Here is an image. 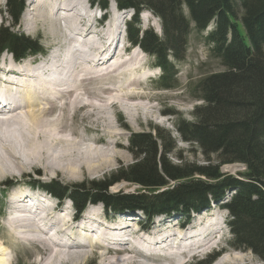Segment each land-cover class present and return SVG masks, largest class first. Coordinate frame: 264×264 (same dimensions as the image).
<instances>
[{"label": "trees", "instance_id": "16d2710c", "mask_svg": "<svg viewBox=\"0 0 264 264\" xmlns=\"http://www.w3.org/2000/svg\"><path fill=\"white\" fill-rule=\"evenodd\" d=\"M93 1L106 9L110 0ZM115 1L120 9L135 11L127 22L128 38L154 56L162 70L163 88L178 85L176 62L185 59L191 21L199 32L213 23L206 38L225 70L201 80L197 90L203 104L195 108L192 121L177 124L182 139L198 148L206 164H174L170 157L178 151L176 139L171 132L153 127L151 132L130 136L129 151L136 161L109 178L72 184L53 179L40 185L59 199H71L78 211L88 203H103L115 213L141 211L148 222L163 215L187 217L212 202L220 204L226 191L233 190L235 194L223 205L231 215L230 244L264 262V0ZM24 8L25 0H7L6 13L13 26ZM145 9L160 18L161 35L152 28L141 29L140 13ZM5 50L21 59L42 48L37 40L2 25L0 53ZM236 163L247 169L238 176L222 171L224 165ZM123 181L138 189L111 192L113 185Z\"/></svg>", "mask_w": 264, "mask_h": 264}, {"label": "bare ground", "instance_id": "6f19581e", "mask_svg": "<svg viewBox=\"0 0 264 264\" xmlns=\"http://www.w3.org/2000/svg\"><path fill=\"white\" fill-rule=\"evenodd\" d=\"M71 5H73L71 4V0H30L24 12V19L29 22L32 21L30 24L32 28L28 26L29 28L27 29L29 32L35 29V25L33 24L38 25L37 23L41 22L45 24V31H51L60 42L63 41L64 44H68L67 48L65 46V53H62L65 54V57L63 56V59L59 58L61 62L58 63V60L57 63L53 61L49 64L50 72L45 73L42 71V66L39 65L33 68V70L35 69L34 71L23 74L22 71L28 68L19 69V66L14 65L13 61L8 63L6 59H3L2 65H0V89L2 90L0 91V182H3L4 177L11 170H18L22 173L28 168L34 167L35 164L38 166L43 165L47 168L50 167L54 170L72 172L74 175L80 173L83 169L97 172V170L103 169L104 165L112 162L116 153V151L114 153L111 149L113 152L109 153L110 156L105 153L107 157L105 156L104 160H102L101 155L98 154V157V155L95 156L94 154L96 152L101 153L103 150L100 151L101 149L99 148L93 149L92 147H88L86 152L79 151L83 155H79L76 158V151L82 149L83 142L87 138L84 133L78 130L79 127L78 129H76L77 127H73L75 126L74 123L78 122L75 120L83 119L80 122H84L90 114L95 116L106 111L102 107L103 98L99 97L100 95H96V97L95 95L92 96L99 101H95L94 98L87 100L88 97L86 95L88 93L86 94V92L88 90H85V93L82 90L90 87L88 84L91 81L101 79L100 81L104 83L107 74L111 75L112 72L119 73L117 72L118 69L123 68L125 64H115L116 62L118 63L116 57L119 54L117 55L118 50L116 47L112 51L113 54L109 55V46L111 44L107 45L109 48L107 46L103 47L104 50L101 54V51L99 52L101 45L93 49L90 44L85 43V46L81 42L79 44L81 51H77L79 54H75L76 51L73 50L69 42L71 41V44H73L72 41H77L76 39L90 37L92 30L91 26H85L84 29L80 28L79 23L82 22L80 15H83V13L80 14L77 11L76 14H80L78 18L77 16L72 17L73 8H71ZM63 13H67L70 19L73 18L72 26L70 25L71 29L69 30L67 29L70 26L66 30L62 27L60 21L62 18L59 16ZM75 17L77 18L76 20L74 19ZM104 17L106 20L108 19V12L104 13ZM97 50L99 54L104 56V59L102 60L98 56L99 58H97L100 61L98 63H101L102 60V64H97L96 68H92L86 63L88 61L85 62L84 54L89 55L97 52ZM94 54L97 55L98 53ZM57 55L60 56L59 54ZM82 56L84 59H81L80 72L78 73L77 63L79 62H77V59L79 60ZM114 64L115 66H113ZM101 65H109L111 71L107 70L106 72L104 71L105 73H101ZM121 74L125 75L123 70ZM13 76L19 78L14 79ZM148 77L150 76H146V78ZM114 80L117 81L116 79ZM140 80L141 77H124L123 83L126 81L131 91L129 97H134V99L135 97H142L141 94H138L140 92L135 89ZM110 83L115 82L111 81ZM122 84L120 86L117 85L116 89L110 88L111 92H114L117 88L122 92V89L125 88L124 86L122 87ZM104 89L100 91L103 90L104 93ZM93 94L91 93V95ZM106 100V109L109 105L114 106L116 103L117 105H122L123 103L120 93L113 94ZM123 106L128 108L129 111L125 110V113H130L133 119L139 113V105L131 107V105L123 104ZM89 107L91 109L88 113L87 108ZM133 110H136L135 113ZM166 111L167 109H162L161 112L165 113ZM78 117L81 119H78ZM100 118L101 116L97 117L98 124H100ZM80 124L83 125L84 123ZM106 128L102 130L101 128H95V131L102 133L104 137L101 134L100 136H94L93 143L99 144L103 139L105 140L106 136L113 137L117 134L116 131L109 130V128L106 130ZM83 130L86 131V128ZM94 133L96 134V132ZM70 136L74 138H70ZM89 141L91 142V140ZM113 144L116 145V141ZM38 166L36 168L41 169ZM74 175L71 177H74ZM14 191H12V199L9 200V203L16 209V215L10 217L7 224L11 239L14 237L13 240L19 242V244L22 242L34 245L37 248L38 255H44L39 260L43 264H58L62 263L64 259L83 262L94 251L103 248L104 244L108 245L106 246L107 249L100 251V254L102 257H105V264H187L186 258L197 257L200 253L207 254V252L212 251L219 244L217 235L221 231L219 229V220L217 217L215 218V214L205 216L200 222L192 223L189 226H187L188 220L180 225H169L165 233H151L147 244L142 240L134 238H138L137 236H140L143 230L150 229L151 226L148 228L144 226L136 228L135 219L133 218H126L119 223L116 220L115 225H108L106 224L109 219L108 217L103 221H98L92 217L93 212L88 208L82 215L85 221L80 225L77 224L76 218L70 216V219H67L60 216L61 212L55 214L56 210H59V206L54 204L53 206L46 205L43 202L44 200L37 199L35 205L27 207L25 201L29 200L30 194L27 195L25 191H22L18 196ZM15 194L16 197L14 196ZM57 219H60V221ZM102 226H105V228ZM74 229L76 230L75 232L72 231ZM97 229H101L102 233L96 239H92L90 234L96 232ZM66 233L69 234L68 239L62 237ZM130 236L134 238H129ZM114 249L116 252L112 254L111 250ZM7 253L8 248L0 240V264H10ZM109 254L114 255L112 259L106 258ZM115 255L119 257H115ZM219 259V262L217 261L218 263L216 264L233 262L227 256H221Z\"/></svg>", "mask_w": 264, "mask_h": 264}, {"label": "rangeland", "instance_id": "374dc122", "mask_svg": "<svg viewBox=\"0 0 264 264\" xmlns=\"http://www.w3.org/2000/svg\"><path fill=\"white\" fill-rule=\"evenodd\" d=\"M28 1H30V0H26L25 11L28 7L27 6ZM34 1H37V0H34ZM89 3H90V0H71V4H73V5H71V8H73V13H71V14H73L72 17L77 16V18H78V16L83 13L84 16L80 15L81 19H82V22L79 23L80 28L84 29L85 26H91L92 33H91L90 37H86V38L83 37V38L76 39L77 41H72L73 44H71V41H70L69 42L70 46L73 48L74 51H76L75 54H79L78 52L81 51V49H80L81 46L79 44L81 42H83V45H85V46L87 43L90 44L91 47H93V49H95V47L96 48L100 47L99 45H101V49L99 50V52L101 51V54H102L104 48L107 45L111 44L109 46L110 48L107 46L110 49V51L108 52L109 55H112L113 54L112 51H114L113 49H115L117 47V50H118L117 55L119 54L120 57L119 56L116 57L118 63L116 62L115 64L117 65V64L121 63V64H125V66L123 68L118 69L117 72H119V73H117V74H116V72H114V73L112 72L111 75L107 74V76H105L106 77L105 80L103 78V80L105 81L104 83H103V81H100L101 79L91 81L92 83L89 82L88 86H90V87L92 86V88L87 86L88 87L87 89L82 90L83 93H85L88 90V92H86V94L88 93L86 96L88 98L90 97L91 99L87 98V100H92V98L95 99L96 95H100L99 97L103 98V101H102L103 103L101 102L103 104L102 107H104V109L106 111L101 112L100 114H96L95 116L90 114L84 122H80L83 120L80 117H78V119H81V120H77V119L75 120L78 122L74 123L75 126H73V127H77L76 129H78V127H79L78 130H80L81 133H84L85 137L87 138L83 142V145L81 147L82 149L76 151L77 152L76 158H78L79 155H83V154H80L79 151L86 152L88 147H90V148L92 147L93 149L99 148V149H101L100 151L103 150L102 151L103 153L102 152L101 153L96 152V154H94L95 156H97L98 154L101 155V159L103 158L102 160H104L105 156L107 157V154H108V156H110V154H111L110 152L114 151V153H115V151H116V153L113 157V160H112V162H109L106 165H104L103 169L97 170V172L96 171L91 172V171H88L86 169H83V171H81L80 173H76L78 175H76V174L74 175L72 172H67V171H63V170L59 171L58 169L54 170V169H51L50 167L47 168L43 165L38 166L37 164H35L34 167L28 168L26 171H24L22 173L18 170H15V171L11 170L10 172H8L7 176L4 177L3 182H5V181H7V182L17 181V182H22L23 184H29V183L35 182L37 180H39L41 182H47V181H50L52 179H56V180H58L64 184H66V183L72 184V183H79V182H83V181L107 179L115 171H117L120 167L129 166L136 161L135 155L131 151H129L130 149H129L128 139L130 138V136L133 133L151 132L153 127H159L161 129H165V130L171 132L172 136L176 139L175 144L178 147V151L175 154L171 155V157H170V160L174 164H181V163L206 164V160L203 157V155L200 154V152L198 151V148L191 143L185 142L182 139L179 132L177 131V124L180 120L192 121L194 119L195 108L197 106L203 104V101L199 98V92L197 90V86L199 85L201 80L204 79L206 76H209L213 73H218V72L225 70V67L222 65L221 60L219 58H217L215 55H213V53L211 51V45L209 44V42L206 39V35L208 34V32L213 27L208 28L204 32H198L195 28L194 22L191 21V32L189 35V42H188V49H187L186 57L183 61H177V68H178V72H179V74H178L179 84L173 89H162L161 87H159L158 79L160 76V71L155 67L156 62H155L154 57L149 55L148 53L143 52L142 50H139V49L132 47L133 45H131L130 42L128 41L127 32H126V22L129 21L131 12L128 10L124 11L123 13L118 12L116 10V7H117L116 2L114 0H110L109 6L106 10L108 12V19L101 22L96 18L97 12L95 10H93V7H91V9L89 8ZM6 9H7V0H0V27L2 25H6V26L10 25L11 26V24H12L10 16L6 13ZM98 9H99V7H98ZM77 11H78V13H80L79 15L76 14ZM237 11H238L237 12L238 19L240 20V18L242 16V9L238 8ZM184 12H185V15L187 16V18L189 20H191L189 11L186 7H184ZM102 13H103V11H102ZM24 15L25 14L23 13L21 20H20L19 24L14 28V31H18V33L28 35L33 39L40 40L43 48L46 50L45 53L47 55H50V59L46 60V63L41 65L42 71H44L45 73L46 72L48 73V72H50V70H49V68H50L49 64L50 63H52L53 61H54V63H57L58 60H59L58 61V63H59V62H61L60 59H63V56L65 57V54H62V53H65V50H66L68 44H64L63 41L60 42L57 39V37L54 36V33H52L51 31L50 32L45 31V24H43L41 22H38L37 23L38 25L33 24V25H35V29L32 32H29V30H27V29L29 27L32 28V25L30 26L32 21H30V22L26 21L24 19ZM59 17L62 18L60 21L62 23V27H64L63 28L64 30H66L67 27H69L70 25L72 26L73 18L70 19L67 16V13H63ZM77 18L75 17L74 19L76 20ZM140 18H141V22H142V28H149L150 27V28H153L158 33L161 32V21L157 16L152 15L151 13H148L147 11H144V13L141 14ZM104 24H106V25H104ZM71 26L67 30L71 29ZM239 28H240V32L244 33L243 27L240 26ZM99 31H101V32H99ZM97 34H98V36H97ZM246 40L248 41V39H246ZM75 43H77V44H75ZM65 46H66V48H65ZM120 46L121 47L124 46V47L121 48ZM127 46L129 47V49L131 48L130 49L131 51H129V49H127ZM59 47H60V49H58ZM124 49L126 50L125 53L123 52ZM99 52H98V50H97V52H94V53H98L97 55L94 53H91L89 55L84 54L85 59L83 58V56L80 58L78 57L79 60L77 59V62H79V63H77L78 64L77 65L78 66L77 72L78 73L80 72L81 59H84L85 62L88 61L89 63L88 62H86V63L88 64V66H91L92 68H94V67L96 68L97 64H102V60L104 59L103 58L104 56L99 54ZM120 52H122V53H120ZM56 53L59 54L60 56H58ZM138 54H140V55H138ZM98 56L101 57V59H102L101 63H98V62H100L98 59L99 58ZM43 57H44V55L39 54L36 56L29 57L26 61L32 60L33 58H36V59H38L37 61H39L41 59H44ZM11 58H12L11 54L4 53L2 56H0V62H3V59H6V61L8 60L7 62L10 63V62H12ZM129 59H131V60H129ZM115 64L113 66H115ZM24 67L28 68V66H20L19 69H24ZM99 69H100V67H99ZM101 69H102L101 73H105L107 70L111 71L109 65L108 66L107 65H101ZM104 69H106V70H104ZM34 70H33V68H28V69H24V71H22V72H23V74H26L25 72L29 73V72L34 71ZM122 70L124 71L125 75L121 74ZM118 74H120V75H118ZM108 75H110V76H108ZM147 75L150 76L148 79H146ZM151 75H153V76H151ZM127 76L141 77V80L139 81V83L137 84L135 89H136V91L140 92L138 94H141L142 97H135V99H134V97L133 98L129 97V94L131 95V93H130L131 91L129 90L130 88L127 86L129 84H126V81L123 83L124 77H127ZM113 78L116 79L117 81H115ZM107 79H108V81L109 80L110 81L108 82ZM111 81L115 82L116 84L110 83ZM103 84H105V85H103ZM121 84H122V87L123 86L125 87L122 89V92L119 88H117V90H115L114 92H111V89H114V88L116 89L117 85L120 86ZM96 85H99V86H96ZM98 87H100V88H98ZM91 89H92V91H91ZM101 89H104V93H103V90L100 91ZM108 91H109V93H108ZM93 92H94V94H93ZM91 93L93 95H91ZM116 93H120V96H121L122 102H123L122 105L121 104L117 105V103H116L114 106L109 105L110 108L108 107L109 109L108 108L106 109L105 100L108 99L113 94H116ZM94 95H95V97H92ZM104 98H105V100H104ZM130 98H132V99H130ZM95 101H99V100L95 99ZM123 104H126L128 106L131 105V107H133V105L134 106L139 105L138 106L139 107V111H138L139 113H137L135 115L134 119L132 118L130 113H128V114L125 113V110L127 112L129 110H128V108H126V106H123ZM152 106H155V107H152ZM90 109H91V107L87 108L88 113H89ZM94 109H96V108H94ZM162 109H167V111L165 113H162L161 112ZM135 111L136 110H133L134 113H135ZM98 116H101L100 124H98V120H97ZM106 118H107V120H106ZM79 122L84 123L83 124L84 126L82 124H80ZM84 127L86 128V131L83 130V129H85ZM106 127L109 128V130L111 129V130L116 131L117 134L113 137L106 136L105 140L103 139V141H101V143H99V144L93 143L94 136L95 137L98 135L100 136V134H101V136L103 135L102 133L95 131V128L96 129L101 128V130H102V129H105ZM89 128H91V129H89ZM107 128H106V130H107ZM91 130L96 132V134ZM92 133L95 135H93ZM102 137H104V136H102ZM70 138H74V137L70 136ZM89 140H91V142ZM115 141L117 143L116 145L113 144V142H115ZM105 153H107V154L105 155ZM99 155H98V157H99ZM98 162H100V161H98ZM36 166L40 167L41 169L36 168ZM244 170H245V168L242 166V164H238V163L230 164V165H224L222 167V171L224 173L232 174V175H238V173L243 172ZM38 174H40V176H38ZM9 175H10V177H9ZM73 175H74V177H71ZM3 182L1 181L0 184ZM18 186H20V184H18V185L16 184L15 188H13L12 190L17 189ZM7 187H8V185H6L4 188H3V186H0V240H2V242L8 248L7 258L10 261V264H20L22 262L27 263V264H43L39 260L42 257H44V255L43 254L38 255V252L36 250L37 248L34 245H29V243H22V242H20V244H19V242H16L15 240H13L14 237H12L13 239H11L10 231H9V229L6 228L4 219H5L6 215H8L10 209L14 208V207L9 203V201H8L9 199L7 197L5 199L2 197V194H3V196L5 195L4 193H2V190L7 188ZM110 189H111V192H113V193H116V192H133V191L138 189V186L132 185L128 182L123 181V182H120V183L113 185ZM10 191H11V189L7 190V192H9V193H10ZM20 193L21 192H18L16 194L19 196ZM16 194L14 195L15 197H16ZM33 195L36 196V194H33ZM30 198H31V194H30ZM47 199H48V201H45L44 199H42V201L44 200L43 202L46 205L48 204V205L53 206V204L55 205V204L59 203V201L54 199V198L47 197ZM36 202H37V199H36ZM58 206H59V208H58L59 210L58 211L56 210L55 214H58L61 212L60 216H62V217L70 219V216H71L70 214L75 213V211L73 210L74 208H73L71 202L68 200L58 204ZM89 207H92V206H89ZM91 210L93 212L92 217H94L98 221H103L105 218H107L104 215H107L108 217H111V218H116V217L120 218L121 217L120 221H118V222L116 221L117 223L126 219L123 217L127 216V218H131L128 215H113L111 213H108L105 209H102L100 206H98V207L96 206V208L91 209ZM223 210H224L223 208L216 207L212 211L208 212L209 215L215 214V218L217 217V219L219 220V224H220L219 229L221 231L217 235V241L219 242V244L217 245V247L215 249L212 250L213 251L212 254L205 255L206 253L205 254L200 253L197 257L191 258L187 262V264H193V263L198 262L199 260H201L203 258H208L211 255H216L217 253H221V254L215 261H213L212 264L218 263L220 261L219 258L221 256H227L233 260V262L223 263V264H264V262L258 256H256L254 253H252L250 251L239 250V249L236 250L230 245V239L232 237L229 226H228V221H229L230 217H229V214L225 210L224 211ZM209 215H206V216H209ZM57 220L60 221V219H57ZM87 220H89V219H87ZM162 220L166 221V219H164V218H161V221ZM89 221H91V220H89ZM137 221H139L138 224H141L143 226L146 225L144 222V219H141V217H136V220H134V222L137 223ZM161 221H159L158 219L155 220L156 223L161 222ZM88 223H90V222H88ZM7 224H8V222H7ZM164 225L166 226V229L162 228L164 231L163 230L158 231L159 234L165 233L170 224H169V222H165ZM102 227L105 228V226H102ZM72 231L75 232L76 230L74 229ZM62 237L65 239H68L69 234L66 233ZM8 244L9 245L11 244V245L9 246ZM101 245H103V244H101ZM103 246H104L103 248H101L97 251L106 250L107 249L106 246H108V245L104 244ZM111 252L113 254L116 251L114 249V250H111ZM112 254L107 255L106 258L112 259L114 256ZM115 257H119V256L115 255ZM104 259H105V257H102L100 252L96 254V251H94V253L91 256H89L86 260H84L83 262L82 261L81 262L76 261L73 259H72V261L68 260V259H64V261L62 263H58V264H72V263L73 264H105ZM218 259H219V261H218ZM74 262H76V263H74ZM55 264H57V263H55Z\"/></svg>", "mask_w": 264, "mask_h": 264}]
</instances>
